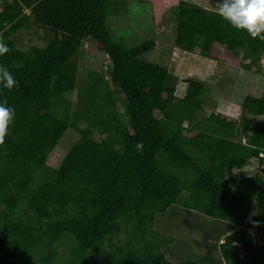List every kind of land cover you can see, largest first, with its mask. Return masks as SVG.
Segmentation results:
<instances>
[{"label": "trees", "instance_id": "16d2710c", "mask_svg": "<svg viewBox=\"0 0 264 264\" xmlns=\"http://www.w3.org/2000/svg\"><path fill=\"white\" fill-rule=\"evenodd\" d=\"M148 1L155 16L176 7V50L213 60L221 51L246 70L264 60V39L231 27L216 10ZM107 4L0 0V43L8 49L0 66L15 80L10 89L0 86V101L15 112L0 141V264H200L168 260L160 245L170 237L146 238L155 213L173 205L228 224L213 245L218 259L206 254L202 264H264V175L227 176L250 158L264 165V122L257 118L264 96L246 95L235 118L206 113V83L184 78L177 96L178 77L144 57L155 40L125 48L112 39ZM31 24L49 38L21 48L13 36ZM88 36L111 62L109 80L89 70L77 83ZM74 90L72 109L65 94ZM68 128L79 138L52 166L48 157ZM121 223L142 248L135 237L112 242Z\"/></svg>", "mask_w": 264, "mask_h": 264}, {"label": "rangeland", "instance_id": "374dc122", "mask_svg": "<svg viewBox=\"0 0 264 264\" xmlns=\"http://www.w3.org/2000/svg\"><path fill=\"white\" fill-rule=\"evenodd\" d=\"M188 1L211 10H216L218 6L216 0ZM175 22V6H170L161 15L155 16L152 3L148 0H108L106 23L112 39L125 48L135 46L144 40H155V48L144 54V57L154 64L166 65L168 70L178 77L176 83V86L179 87V90H176L177 96L184 93L181 91L179 94L182 90L180 83H185L184 78L194 77L202 80L208 86V92L205 96L206 113L215 111L231 118L240 115V103L246 95L264 96V60L260 62L259 68L253 67L251 70H246L231 65L221 55V51L217 60L210 61L213 59H200L203 56L199 58L198 50L193 52L176 50L173 47ZM48 38L49 33L34 24L25 27L13 36L16 44L25 49L31 45L44 46ZM78 64L77 83L86 78L89 70L102 73L106 80L110 79L108 69L111 62L106 54L96 48L90 36L82 41ZM213 68H216L215 72ZM65 95L70 98L72 109H75L76 91H70ZM118 110L122 113L120 105H118ZM257 118L264 122V116ZM85 125V122H82L80 126L85 127ZM95 137L97 139L102 138L98 133L95 134ZM78 138L79 134L68 128L49 155L48 164L57 167L70 145ZM259 169L264 175V165L259 167L257 160L250 158L244 167L229 170L227 176L242 178ZM225 225L228 224L224 220H216L196 210L173 205L164 212L155 213L153 231L149 229L146 238L154 240L158 236L155 232L163 237H170V240L164 241L160 245V250L168 260L182 263L190 259L202 264L200 259L206 254L210 261L218 259L213 245L218 242V237L223 236L224 231H226ZM207 231L208 240L200 244L198 241ZM256 233L260 239L262 232L256 231ZM138 236V234L134 236V233H128L126 226L121 223L111 240L113 243H124L126 240L135 237V243L138 245L136 249H140L142 244H139L141 239Z\"/></svg>", "mask_w": 264, "mask_h": 264}, {"label": "clouds", "instance_id": "9594fccd", "mask_svg": "<svg viewBox=\"0 0 264 264\" xmlns=\"http://www.w3.org/2000/svg\"><path fill=\"white\" fill-rule=\"evenodd\" d=\"M216 15L237 29L244 30L253 38L264 39V0H216ZM7 45L0 43V54L6 52ZM15 80L7 68L0 66V86L12 88ZM14 109L0 101V141L7 134L14 119ZM246 217L245 220H247Z\"/></svg>", "mask_w": 264, "mask_h": 264}, {"label": "crops", "instance_id": "0c3cea01", "mask_svg": "<svg viewBox=\"0 0 264 264\" xmlns=\"http://www.w3.org/2000/svg\"><path fill=\"white\" fill-rule=\"evenodd\" d=\"M200 56H201V55L199 54V58H200ZM200 59L210 60L209 58H205V57H202V58H200ZM200 59H199V60H200ZM210 61H215V60H210ZM210 65H211V64H210ZM212 65H213V64H212ZM214 66H215V65H214ZM216 68H217V67H216ZM216 68H213V71H214V72L216 71ZM178 85H179V84H178ZM181 85H182V86H181ZM183 85L185 86V84L180 83V87H181L182 90H180L179 94H181V91H184V90H185V87H184ZM177 87H178V86H177ZM177 89L179 90V87H178ZM180 96H181V95H180Z\"/></svg>", "mask_w": 264, "mask_h": 264}]
</instances>
